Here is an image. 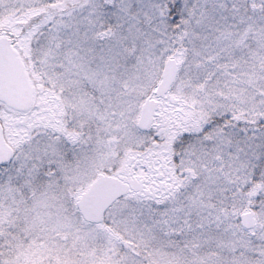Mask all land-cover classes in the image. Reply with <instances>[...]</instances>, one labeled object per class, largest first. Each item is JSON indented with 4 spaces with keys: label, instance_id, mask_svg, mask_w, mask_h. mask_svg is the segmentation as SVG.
<instances>
[{
    "label": "snow or ice",
    "instance_id": "snow-or-ice-1",
    "mask_svg": "<svg viewBox=\"0 0 264 264\" xmlns=\"http://www.w3.org/2000/svg\"><path fill=\"white\" fill-rule=\"evenodd\" d=\"M0 264H264V0H0Z\"/></svg>",
    "mask_w": 264,
    "mask_h": 264
}]
</instances>
